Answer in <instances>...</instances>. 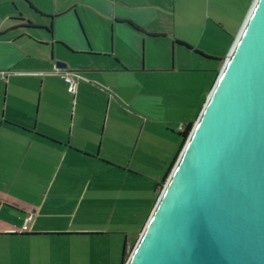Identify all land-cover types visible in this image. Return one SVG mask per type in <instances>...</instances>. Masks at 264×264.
Listing matches in <instances>:
<instances>
[{"label":"crops","instance_id":"0c3cea01","mask_svg":"<svg viewBox=\"0 0 264 264\" xmlns=\"http://www.w3.org/2000/svg\"><path fill=\"white\" fill-rule=\"evenodd\" d=\"M8 1L16 14L0 29V264H121L138 235L129 244V232L110 228L126 216L120 188L130 183L114 174L127 170L154 106L146 76L174 71L169 36L173 51L217 61L211 87L230 49L192 48L175 37L176 16L170 34L160 0ZM56 60L67 68L55 70Z\"/></svg>","mask_w":264,"mask_h":264},{"label":"water","instance_id":"95a60500","mask_svg":"<svg viewBox=\"0 0 264 264\" xmlns=\"http://www.w3.org/2000/svg\"><path fill=\"white\" fill-rule=\"evenodd\" d=\"M125 264H264V0L253 1Z\"/></svg>","mask_w":264,"mask_h":264},{"label":"rangeland","instance_id":"374dc122","mask_svg":"<svg viewBox=\"0 0 264 264\" xmlns=\"http://www.w3.org/2000/svg\"><path fill=\"white\" fill-rule=\"evenodd\" d=\"M160 1L169 12L168 19L164 20L165 29L173 34L171 25L173 17L176 16L175 37L194 49L215 56H223L226 51L228 52L230 40L233 36V40L235 39L242 24L241 20H244L252 2V0ZM5 4H11V1L0 0V29L3 27L1 19L10 14V10L16 14L10 5L8 8ZM166 45L169 49L167 66L174 68V71L168 70L170 72L146 76L154 85L151 90L154 106L150 114H143L142 122H146L144 133L141 137L140 134H135L136 142L131 141V151L133 147L135 151L132 161L126 166L128 168H125L127 170L114 174H118L116 179L119 181L127 179L130 183L127 190L120 188L119 206L125 210L126 216L114 219L110 228L117 229L118 233L129 232L127 234L129 244L135 242L137 235V239L139 238V232L153 210L157 193L159 197L166 182L162 184L165 170L171 161L169 159L174 157L181 142L179 135L181 125L198 117L212 89L211 82L217 66L216 60L193 55L180 47H175L174 52L171 36L168 37ZM155 51L157 52L156 49ZM116 186L117 182L114 181V189ZM99 221L107 226L106 219ZM135 243L127 252L126 261Z\"/></svg>","mask_w":264,"mask_h":264},{"label":"trees","instance_id":"16d2710c","mask_svg":"<svg viewBox=\"0 0 264 264\" xmlns=\"http://www.w3.org/2000/svg\"><path fill=\"white\" fill-rule=\"evenodd\" d=\"M19 21H23V20L20 19ZM29 25H31V24H29ZM130 25H131V24H130ZM45 30H47V31L50 32V29H49V28H45ZM202 55H203V54H202ZM206 57H207V56H206ZM216 74H217V76H218V72H216ZM192 127H193V123H190V124H188V125L185 127V129H184L183 132H180V133H179V135H180V137H181V142H180L179 150H178V152H177V155H176L175 159L173 160V163H172L171 167H170L169 170L166 172V174H165V176H164V178H163V182H162V184L167 180V178H168V176H169V174H170V172H171V170H172V168H173V166H174V164H175V162H176V160H177V158H178V156H179V154H180V152H181V150H182V148H183V146H184V144H185V142H186V140H187V138H188V136H189V134H190V131H191ZM162 184H161V185H162ZM132 250H133V249H132ZM126 256H127V252L124 254V259H123V261H122L121 264H125V262H126Z\"/></svg>","mask_w":264,"mask_h":264},{"label":"built area","instance_id":"2783aa9c","mask_svg":"<svg viewBox=\"0 0 264 264\" xmlns=\"http://www.w3.org/2000/svg\"><path fill=\"white\" fill-rule=\"evenodd\" d=\"M64 81L68 84V90L70 93H73L75 90V81L71 75L62 74ZM29 218L26 219L25 224L22 226L20 233H24L27 230V223L29 222Z\"/></svg>","mask_w":264,"mask_h":264}]
</instances>
